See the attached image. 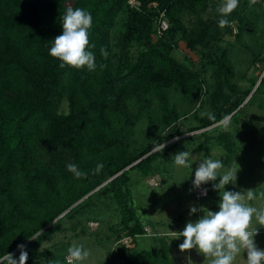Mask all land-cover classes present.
Here are the masks:
<instances>
[{
	"label": "trees",
	"instance_id": "16d2710c",
	"mask_svg": "<svg viewBox=\"0 0 264 264\" xmlns=\"http://www.w3.org/2000/svg\"><path fill=\"white\" fill-rule=\"evenodd\" d=\"M133 1L138 5L128 0H0V256L15 251L18 258L17 246L23 244L26 264H38L40 244L60 220L71 214V222L106 204L114 212L106 226L113 245L108 264H171L175 239L159 235L153 247L137 246L138 238L150 236L143 228L153 229L154 223L149 217L140 219L132 192L135 179L172 169L178 140L165 144L162 152L153 149L184 132L175 126L176 104L199 100L206 85L172 56L180 40L217 78L211 95L215 121L201 116L189 129L200 131L196 149L203 157L212 148L235 153L219 121L229 116L238 122L255 82L234 98L218 94L226 88L236 92L229 86L233 72L227 51L217 46L223 34L233 35L234 17L227 18L229 25L222 29L219 20L202 19L199 13L216 0ZM68 8L91 13L86 50L95 55L94 71L61 69L60 61L48 55L52 40L62 33ZM161 12L167 28L156 37ZM185 14L195 16L190 28L184 24ZM101 48L109 53L107 58ZM263 81L264 73L251 93L264 95ZM256 107L264 109V101ZM143 121V141L138 144L134 136ZM186 138L193 140L194 135ZM70 163L87 175L74 178L67 171ZM100 163L103 169L93 174ZM34 236L37 239H31ZM66 255L54 257L67 264Z\"/></svg>",
	"mask_w": 264,
	"mask_h": 264
},
{
	"label": "rangeland",
	"instance_id": "374dc122",
	"mask_svg": "<svg viewBox=\"0 0 264 264\" xmlns=\"http://www.w3.org/2000/svg\"><path fill=\"white\" fill-rule=\"evenodd\" d=\"M221 3L222 0H216L206 10L200 12L199 16L202 19H209L211 22L218 21L220 18H218L219 13L216 9ZM250 3L251 0H239L238 7L227 17H234L230 24L233 35L225 33L217 43L218 47L227 51L233 72L229 86L236 90L234 94L232 93L234 91H229L226 88L222 92H218L219 95L225 93L234 98L240 91L248 88L252 81L255 82L254 87H256L264 73V65L261 60L264 59V0H256L255 4L249 7ZM211 5L214 7L211 8ZM183 19L185 26L190 28L195 21V16L185 14ZM151 39L154 40L155 37L152 36ZM256 55L258 59L252 63L251 60ZM172 56L181 64L196 71L199 77L206 82V85L201 86L199 100L192 103L181 100L176 104L178 117L175 126L184 132L164 143L178 140L177 152H172L171 156L174 157L179 152L189 151L192 156H195V161L191 168H183L176 166L172 159L171 170L161 175L155 174L142 180H134L135 188L132 193L137 213L140 215V219L146 220L149 217V221L154 223L153 229L145 226L150 229V236L138 238L137 246L151 248L156 244L155 236L167 235L168 238H173L176 241V245L170 244L171 264H188L189 258L192 264H207L204 257L198 254L195 249L181 253L179 245L183 242V238L177 239L171 232L183 231L187 222H195L201 217L202 213L199 211L189 215V209L192 206L213 212L219 211V190L213 188V184L218 183L219 178L215 182L202 185L201 189H194L192 185L197 164L204 158L220 159L224 165L220 170L221 174L234 168L236 163L239 166L237 180L235 184L226 185L224 190L241 192L245 197L247 190H253L255 199L252 201L245 199V203L257 209H264V109L256 107L259 101H264V95L259 92L251 93L253 87L242 102L243 114H240L238 122L234 123L229 118L230 123L227 128L221 124V129L225 130L234 142L235 153L226 155L222 154L220 149L212 148L207 156L203 157L196 149L200 139L195 137L200 131H189V129L196 127V120L202 116L201 113L212 111L211 105H213L214 99H211V95L216 90L217 78L212 75L210 67L203 66L204 60L200 55L197 52L189 51L181 40L178 41L177 48L172 51ZM262 88H264V81L260 90ZM219 97L216 100L220 102ZM143 125L145 127L146 121L142 122L141 128L134 136L138 144L143 141L141 133ZM154 133L156 134L155 131ZM192 135H194L193 140H186V137ZM177 137L178 139H174ZM204 188L207 189V195L196 198V191H202ZM112 209L113 207L110 205L97 204L95 210L88 211L86 216L79 215L77 219H71V222L67 221L71 214L65 216L54 226V231L41 242L39 251L43 255L38 264H59L54 255L67 252L69 247L77 245H83L90 255L87 259L75 262V264L110 263L113 245L106 235L108 233L106 226L111 220L110 216L114 214ZM82 210L85 209H80L78 212ZM253 222L255 223V219ZM254 241L260 249H264V228L259 229V234L254 237ZM65 257L67 255L64 256V260ZM243 258L246 259V253L243 254V257L242 255L237 256L234 264H245Z\"/></svg>",
	"mask_w": 264,
	"mask_h": 264
},
{
	"label": "clouds",
	"instance_id": "9594fccd",
	"mask_svg": "<svg viewBox=\"0 0 264 264\" xmlns=\"http://www.w3.org/2000/svg\"><path fill=\"white\" fill-rule=\"evenodd\" d=\"M255 2L256 0H251L249 7ZM238 3L239 0H222L216 9L220 15L219 27L229 25L227 17L238 7ZM60 25L62 33L52 40L48 55L60 61L61 69L68 66L77 70L86 68L89 72L94 71L96 69L95 55L92 51L86 50L90 46L91 13L82 8H68ZM100 51L104 58L108 57L109 53L106 49L101 48ZM201 115L207 116L211 121L216 119L212 112H204ZM219 123L227 128L230 123L229 117L225 116ZM165 147L164 143L157 144L153 150L162 152ZM173 160L178 167L191 168L195 156H192L189 151H183L177 153ZM66 167L74 178L79 179L87 175L80 171L76 164L70 163ZM103 167V163L97 164L93 174L99 173ZM223 167L220 159L204 158L197 164L192 181L194 189H201L202 185L215 182L219 178V182L213 184V188L219 190L220 194L219 211L213 212L192 206L189 209V215L199 211L202 213L201 217L195 222H187L183 231L171 233L177 239L183 238V242L179 245L181 253L195 249L204 257L207 264H234L237 256L243 257L244 253H246V259L243 258L245 264H264V249H260L254 241V237L259 234V229L264 228V209H257L245 203V199L247 201L255 199L253 190H247L246 197L241 192L224 190L226 185L235 184L239 166L235 163L234 168L221 174L220 170ZM201 195H207L206 188L202 189ZM31 239H37V237L34 236ZM17 249L18 258L15 257V253H5L0 256V264H26L28 252L25 245H18ZM67 253V264L83 261L90 255L83 245L69 247ZM188 264H192L190 258Z\"/></svg>",
	"mask_w": 264,
	"mask_h": 264
},
{
	"label": "built area",
	"instance_id": "2783aa9c",
	"mask_svg": "<svg viewBox=\"0 0 264 264\" xmlns=\"http://www.w3.org/2000/svg\"><path fill=\"white\" fill-rule=\"evenodd\" d=\"M129 5L131 6H137V2L133 1V0H128L127 2ZM153 7L155 6L154 3L151 4ZM167 28V21L166 19L164 18V15H163V12L159 13L158 16H157V20H156V24H155V28H154V35L156 37H159L162 35V33L166 30ZM195 197L196 198H201V197H204L201 195V191L200 190H197L196 193H195ZM143 230L148 233L149 232V229L144 227ZM122 242L125 243L126 242V239H122ZM65 261L67 262V257H65Z\"/></svg>",
	"mask_w": 264,
	"mask_h": 264
}]
</instances>
